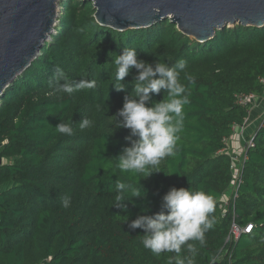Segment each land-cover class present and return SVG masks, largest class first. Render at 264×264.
<instances>
[{"label": "trees", "instance_id": "obj_1", "mask_svg": "<svg viewBox=\"0 0 264 264\" xmlns=\"http://www.w3.org/2000/svg\"><path fill=\"white\" fill-rule=\"evenodd\" d=\"M60 4L56 32L0 98V157L7 160L0 165V264H174L176 253L145 249L143 229L133 231L128 223L144 204L151 206L146 214L160 211L163 195L173 186L190 187L189 180L193 190L216 199L205 245L190 242L198 249L194 264H264V118L238 196L222 207L233 178L224 139L244 124L252 106L238 96L264 93V26L237 23L200 42L170 18L119 31L99 23L94 1ZM128 48L149 63L184 60L179 79L191 93L175 155L148 177L118 167L130 130L118 128L114 115L138 83L133 68L124 91L113 84L114 61ZM57 67L69 81L95 80L96 87L57 91ZM84 118L94 125L81 130ZM60 122L71 123L73 134L59 133ZM118 182L130 186L129 195L131 188L147 189L127 214L114 206ZM234 220L253 223L254 230L228 240Z\"/></svg>", "mask_w": 264, "mask_h": 264}, {"label": "clouds", "instance_id": "obj_2", "mask_svg": "<svg viewBox=\"0 0 264 264\" xmlns=\"http://www.w3.org/2000/svg\"><path fill=\"white\" fill-rule=\"evenodd\" d=\"M114 62L117 66L113 83L116 91L126 89L124 78L133 68L136 70L134 80L138 81L132 91L125 95L123 107L114 115L118 128L130 130V135L125 137L129 144L118 156V167L122 172L144 173L143 177H148L161 171L158 166L164 158L175 155L179 133L183 131L184 106L190 103L191 95L179 79L181 72L186 69V62L179 60L169 65L156 60L155 63H149L138 58L136 48L124 50ZM53 78L58 84L56 90L69 95L96 87L95 80L81 78L76 82L69 81L59 67L55 69ZM161 93L162 99H153L154 95ZM93 125V120L84 118L79 127L83 130ZM55 127L61 134L72 135L74 132L71 123L60 122ZM189 184L187 188L171 187L163 195L160 211L146 214L151 212V206L144 204L140 209L141 214L128 223L129 229L133 231L143 229L142 244L145 249L157 256L165 252L176 253L174 264H194L198 249L190 242L196 241L204 246L205 233L215 223L210 215L215 210L214 195L193 190L190 180ZM129 189L130 186L122 182H118L115 187L117 195L114 206L126 214L129 203L137 205V200L133 198L143 200L147 197V189L143 186L131 188L130 195ZM64 206H68L67 201ZM182 250L191 253V256H182ZM169 264H172L171 260Z\"/></svg>", "mask_w": 264, "mask_h": 264}, {"label": "water", "instance_id": "obj_3", "mask_svg": "<svg viewBox=\"0 0 264 264\" xmlns=\"http://www.w3.org/2000/svg\"><path fill=\"white\" fill-rule=\"evenodd\" d=\"M100 24L119 31L170 18L200 42L237 23L264 26V0H90ZM61 0H0V98L56 32ZM3 164L0 157V165Z\"/></svg>", "mask_w": 264, "mask_h": 264}, {"label": "built area", "instance_id": "obj_4", "mask_svg": "<svg viewBox=\"0 0 264 264\" xmlns=\"http://www.w3.org/2000/svg\"><path fill=\"white\" fill-rule=\"evenodd\" d=\"M262 82H264V78L261 79ZM257 95L254 92H251L249 94H240L238 96V100L240 103L250 106L255 102ZM247 120V119H246ZM246 120L244 124L246 123ZM243 125H236L234 127V133L236 132V129L238 127H244ZM262 125V124H261ZM243 132V130L241 131ZM234 133L231 137L224 139V142H226V147L222 149L223 152L229 153V142L230 139L234 136ZM254 136L250 138H244L243 143V153L242 154H233L229 153L231 156V171H232V182L228 188V191L223 196L224 204L222 205L223 208H226V206L229 205V203L238 196V191L240 186L243 184V167L249 159V150L251 148H254L256 143L254 141ZM254 230L253 223H248L246 225H242L238 223L236 220L233 221L230 234L228 236V240H237L242 234L247 233L250 234Z\"/></svg>", "mask_w": 264, "mask_h": 264}, {"label": "crops", "instance_id": "obj_5", "mask_svg": "<svg viewBox=\"0 0 264 264\" xmlns=\"http://www.w3.org/2000/svg\"><path fill=\"white\" fill-rule=\"evenodd\" d=\"M250 107V114L244 124V127H238L234 136L229 142V153L242 154L244 138H250L254 136L262 124L264 118V93L257 96ZM243 130V132H241Z\"/></svg>", "mask_w": 264, "mask_h": 264}, {"label": "rangeland", "instance_id": "obj_6", "mask_svg": "<svg viewBox=\"0 0 264 264\" xmlns=\"http://www.w3.org/2000/svg\"><path fill=\"white\" fill-rule=\"evenodd\" d=\"M61 14H62V12H61ZM59 20H60V19H59ZM2 161H3V163H6V162H7L6 159H3ZM4 188H5V186H1V185H0V191L3 190Z\"/></svg>", "mask_w": 264, "mask_h": 264}]
</instances>
